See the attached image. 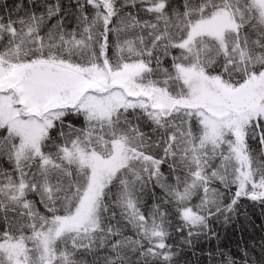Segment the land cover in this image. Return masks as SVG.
Masks as SVG:
<instances>
[{"label": "snow or ice", "instance_id": "snow-or-ice-1", "mask_svg": "<svg viewBox=\"0 0 264 264\" xmlns=\"http://www.w3.org/2000/svg\"><path fill=\"white\" fill-rule=\"evenodd\" d=\"M0 264H264V0H0Z\"/></svg>", "mask_w": 264, "mask_h": 264}]
</instances>
